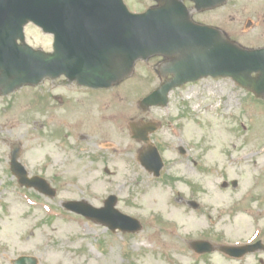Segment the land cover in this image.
Wrapping results in <instances>:
<instances>
[{"label": "rangeland", "instance_id": "obj_1", "mask_svg": "<svg viewBox=\"0 0 264 264\" xmlns=\"http://www.w3.org/2000/svg\"><path fill=\"white\" fill-rule=\"evenodd\" d=\"M28 39L50 48V36L42 41L29 29ZM235 40L257 41L252 32ZM157 62H140L120 84L95 93L108 95L105 110L98 99L90 101L99 120L85 106L66 113L71 105L61 103L58 80L0 97V207H11L0 210V264L21 253L37 256L39 264H199L191 240L264 244V101L230 78H204L172 90L166 107L142 111L139 100L160 82ZM41 88L51 96L43 107L30 96ZM67 90L80 105L91 94L75 85ZM139 118L162 124L151 136L164 161L158 178L136 161L139 145L128 125ZM12 142L20 144L29 174L56 188L54 197L18 188L8 167ZM109 194L118 197L121 212L141 221L142 231L111 232L61 207L81 199L99 207ZM208 260L262 264L264 249L239 261L219 254Z\"/></svg>", "mask_w": 264, "mask_h": 264}, {"label": "water", "instance_id": "obj_2", "mask_svg": "<svg viewBox=\"0 0 264 264\" xmlns=\"http://www.w3.org/2000/svg\"><path fill=\"white\" fill-rule=\"evenodd\" d=\"M63 6L61 20L57 0H45L43 4L39 0H31L30 5L28 0H14L11 4L10 16L14 20L22 16L19 12L23 11V16L33 17L35 22L43 24L45 30L53 32L58 39L54 43V52L49 55L38 51L29 52L24 46L0 44V86L5 88V92L23 84L37 83L44 76L55 77L60 74L71 80L76 79L80 85L107 87L127 75L136 58L158 53L170 57L161 69L163 73L170 72L173 76L158 90L144 98L141 102L143 106L166 104V94L170 88L208 75L230 76L240 85L251 89L257 96L264 94V51L242 50L220 39L216 44L219 49L208 41L210 44L205 45L204 39L210 32L191 24L186 18L184 6L180 4L171 11L158 12L154 15L147 13L126 18L112 12L111 18L105 21L103 27V32H106L105 38L110 36L109 45L105 44L98 48H95L92 40L81 37L84 33L93 35L90 33L92 27L88 20L86 18L81 20L76 15L69 16L67 13L69 4L63 2ZM110 6H114L111 0ZM39 19L42 24L39 23ZM252 72L258 74L252 77ZM141 138L144 141L148 140L146 132L142 133ZM145 150L148 154L140 158L141 163L158 175L162 163L156 148L148 146ZM19 152V146L14 144L11 149V170L17 176L18 182L53 195L43 179L26 177L24 168L17 162ZM115 200V197L110 196L105 201V207L100 210L84 202H68L65 206L97 221L99 220L97 216L104 217V213L100 211L107 210L112 214L110 223L101 222L108 224L112 230L119 228L123 231H138L141 228L138 221L114 209ZM83 206L86 208H82ZM194 247L199 252L212 250L207 242H195ZM255 248V246L223 247L222 250L241 256ZM18 263L22 264V259H19ZM30 263L36 264L32 258Z\"/></svg>", "mask_w": 264, "mask_h": 264}, {"label": "flooded vegetation", "instance_id": "obj_3", "mask_svg": "<svg viewBox=\"0 0 264 264\" xmlns=\"http://www.w3.org/2000/svg\"><path fill=\"white\" fill-rule=\"evenodd\" d=\"M124 2L137 12L157 4V0H124ZM184 3L193 21L210 24L220 29L226 37H236L240 32L238 27L242 21L248 22L249 29H246V32L250 30L252 33H258L260 24L264 25V0H221L220 2L184 0ZM7 208L0 209L2 211ZM2 219L0 216V220ZM1 230L2 227L0 232ZM5 261L11 264V257H7Z\"/></svg>", "mask_w": 264, "mask_h": 264}]
</instances>
